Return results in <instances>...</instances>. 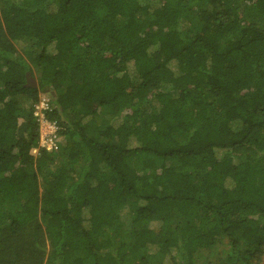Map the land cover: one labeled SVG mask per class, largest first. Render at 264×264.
Returning a JSON list of instances; mask_svg holds the SVG:
<instances>
[{
    "label": "trees",
    "instance_id": "trees-1",
    "mask_svg": "<svg viewBox=\"0 0 264 264\" xmlns=\"http://www.w3.org/2000/svg\"><path fill=\"white\" fill-rule=\"evenodd\" d=\"M0 6V264H264V0Z\"/></svg>",
    "mask_w": 264,
    "mask_h": 264
},
{
    "label": "built area",
    "instance_id": "built-area-1",
    "mask_svg": "<svg viewBox=\"0 0 264 264\" xmlns=\"http://www.w3.org/2000/svg\"><path fill=\"white\" fill-rule=\"evenodd\" d=\"M47 112H52L51 100L49 95L43 94L35 105L33 114L40 125L39 146L47 151H52L58 148L59 125L55 121L47 120ZM34 153H37V150H34Z\"/></svg>",
    "mask_w": 264,
    "mask_h": 264
},
{
    "label": "water",
    "instance_id": "water-1",
    "mask_svg": "<svg viewBox=\"0 0 264 264\" xmlns=\"http://www.w3.org/2000/svg\"><path fill=\"white\" fill-rule=\"evenodd\" d=\"M27 87H37V81L36 79L31 76L30 73L27 74Z\"/></svg>",
    "mask_w": 264,
    "mask_h": 264
},
{
    "label": "rangeland",
    "instance_id": "rangeland-1",
    "mask_svg": "<svg viewBox=\"0 0 264 264\" xmlns=\"http://www.w3.org/2000/svg\"><path fill=\"white\" fill-rule=\"evenodd\" d=\"M1 7V6H0ZM33 51V48H27L22 51V56L24 60L29 63L30 62V56H28V53H31ZM33 54V53H32ZM59 151V148L56 150Z\"/></svg>",
    "mask_w": 264,
    "mask_h": 264
}]
</instances>
